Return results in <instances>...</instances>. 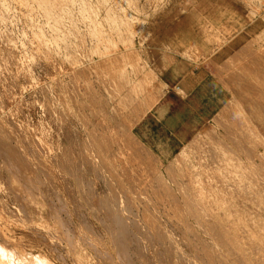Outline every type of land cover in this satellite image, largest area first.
<instances>
[{
  "label": "rangeland",
  "instance_id": "374dc122",
  "mask_svg": "<svg viewBox=\"0 0 264 264\" xmlns=\"http://www.w3.org/2000/svg\"><path fill=\"white\" fill-rule=\"evenodd\" d=\"M258 51L264 0H0V264H264ZM164 52L228 95L176 147L145 144L161 126H139L163 94L150 61Z\"/></svg>",
  "mask_w": 264,
  "mask_h": 264
},
{
  "label": "crops",
  "instance_id": "0c3cea01",
  "mask_svg": "<svg viewBox=\"0 0 264 264\" xmlns=\"http://www.w3.org/2000/svg\"><path fill=\"white\" fill-rule=\"evenodd\" d=\"M182 58L164 52L150 61L158 78L156 84L162 87L163 94L139 124L141 131L147 124L161 126L155 135L141 132L147 145L180 146L194 137L197 129L227 102V91L211 70ZM154 137L173 141L159 143ZM175 151L173 148L171 153Z\"/></svg>",
  "mask_w": 264,
  "mask_h": 264
},
{
  "label": "bare ground",
  "instance_id": "6f19581e",
  "mask_svg": "<svg viewBox=\"0 0 264 264\" xmlns=\"http://www.w3.org/2000/svg\"><path fill=\"white\" fill-rule=\"evenodd\" d=\"M260 50H263V49L260 48ZM258 52H261V51H258ZM262 52H263V51H262ZM262 52H261V54L264 53V52H263V53H262ZM129 53H130V52H129ZM129 53H128V54H129ZM133 53H135V52L133 51ZM128 54H127V55H128ZM257 54H258V53H257ZM257 54H256V55H257ZM130 55L132 56V54H130ZM135 55H136V54H135ZM253 55H255V54H253ZM131 56H128V57H131ZM133 56H134V55H133ZM133 56H132V57H133ZM262 56H264V55H262ZM134 57H135V56H134ZM252 57H253V56H252ZM254 57H255V56H254ZM256 57H257V56H256ZM258 57H259V56H258ZM246 58H247V57H246ZM263 58H264V57H263ZM249 59H251V57H250ZM259 59H260V58H259ZM251 60H252V59H251ZM263 60H264V59H263ZM246 61H247V59H246ZM258 61H259V60H258ZM261 62H262V60H261ZM241 63H243V61H241ZM241 63H240V64H241ZM244 63H245V61H244ZM251 63H252V62H251ZM240 64H239V65H240ZM252 64H254V63H252ZM260 64L262 65V63H260ZM263 64H264V63H263ZM239 65H237V68H238V69H240V68L238 67ZM242 65H243V64H242ZM242 65H240V66H242ZM255 65H257V63H256ZM243 66H244V65H243ZM253 66H254V65H253ZM249 67H250V66H249ZM247 68H248V67H247ZM248 69H249V68H248ZM248 69H247V70H248ZM252 70H253V69H252ZM250 71H251V69H250ZM226 73H227V72H226ZM256 73H257V72H256ZM236 74H237V73H236ZM256 75H257V74H256ZM258 75H259V74H258ZM249 81H251V80H249ZM245 82H246V81H245ZM140 84H141V83H140ZM143 84H144V83H143ZM144 85H145V84H144ZM245 85H246V84H245ZM146 87H147V86H146ZM234 87H235V85H234ZM133 88H134V90L136 89L135 86H134ZM245 88H246V87H245ZM246 89H247V88H246ZM249 89H250V88H249ZM134 90H132V91H134ZM136 90H137V89H136ZM140 90H141V89H140ZM144 90H145V89H144ZM259 90H260V89H259ZM132 91H131V92H132ZM135 92H136V91H135ZM252 92H253V91H252ZM138 93H139V92H138ZM138 93L136 92L135 94H138ZM250 93H251V91H250ZM132 94H134V92H133ZM149 94H150V93H149ZM254 95H256V93H254ZM134 96H135V95H134ZM137 96H138V95H137ZM256 96H257V95H256ZM135 97H136V96H135ZM135 97H134V100H133L134 102H135V100L137 101V99H135ZM148 97H149V96H148ZM154 97H156V96H154ZM254 97H255V96H254ZM123 98H124V97H123ZM128 98H129V97H128ZM247 98H249V96H248V97L246 96V99H247ZM126 99H127V98H126ZM129 99H130V98H129ZM129 99H128V100H129ZM153 99H156V98H153ZM153 99H150V100H153ZM249 99H250V98H249ZM250 100H251V99H250ZM124 101H125V100H124ZM130 101H131V100H130ZM155 101H157V99H156ZM247 101H248V100H247ZM241 102H242V101H241ZM256 102H257V101H256ZM125 103H126V102H125ZM150 103H151V102H150ZM150 103H149V105H150ZM260 103H261V102H260ZM260 103H258V104H260ZM263 103H264V102H262L261 105H262ZM132 104H133V103H132ZM152 105H153V104H152ZM132 106H134V105H132ZM249 106L251 107V105H249ZM150 107H151V106H150ZM263 107H264V106H263ZM251 108H252V107H251ZM254 108H255V106H254ZM255 109H256V108H255ZM261 109H262V107H261ZM242 110H243V109H242ZM262 110H264V109H262ZM240 112H241V111H240ZM243 112H244V111H243ZM257 112H258V111H257ZM263 113H264V112H263ZM242 114H243V113H242ZM259 115L261 116V114H259ZM259 115H257V116H259ZM242 117H243V116H242ZM242 117H241V118H242ZM245 117H246V115H245ZM245 117H244V119H245ZM137 118H138V117H137ZM246 118H247V117H246ZM238 119H239V118H238ZM240 121H241V120H240ZM247 121H248V120H247ZM249 121H250V120H249ZM251 121H252V120H251ZM237 122H238V121H237ZM242 122H243V120H242ZM244 122H245V121H244ZM245 123H246V122H245ZM243 124H244V123H243ZM243 124H242V125H243ZM249 124H251V123H249ZM249 124H248V125H249ZM244 126H246V125H244ZM251 126H252V125H251ZM240 127H242V126H240ZM253 127H255V126H253ZM253 127H252V128H253ZM256 127H257V126H256ZM245 129H246V128H245ZM249 129H251V128H249ZM254 129H256V128H254ZM230 132H231V131H230ZM250 132L252 133L251 130H250ZM244 133H245V132H244ZM251 133H250L249 135H251ZM258 133H259V132H257V134H258ZM211 134H212V133H211ZM252 134H253V133H252ZM206 136H207V135H206ZM209 136H210V135H209ZM209 136H208V137H209ZM246 136H247V135H246ZM210 137H211V136H210ZM231 137H232V136H231ZM131 138H132V137H131ZM200 138H201V137H200ZM206 138H207V137H206ZM132 140H133V139H132ZM203 140H204V139H203ZM132 142H133V141H132ZM137 142H138V141H137ZM213 142H214V141H213ZM217 142H218V141H217ZM217 142H216V143H217ZM204 143H205V141H204ZM204 143H202V141H201V145L204 144ZM214 143H215V142H214ZM131 144H132V143H131ZM218 144H219V143H218ZM223 144H224V143H223ZM194 145H195V143H194ZM194 145H192V147H193ZM196 145H198V143H196ZM214 145H215V144H214ZM204 146H205V145H204ZM194 147H195V146H194ZM201 147H202V146H201ZM201 147H200V148H201ZM131 148H133V147H131ZM203 148H204V147H203ZM198 149H199V148H198ZM198 149L195 150V152L199 151ZM204 149H205V148H204ZM225 149H226V148H225ZM201 150H202V149H201ZM205 150H207V149H205ZM239 150H240V148H239ZM231 151H232V150H231ZM241 151H242V150H241ZM244 151H245V150H244ZM205 152H206V151H205ZM221 152H222V151H221ZM249 152H250V151H249ZM136 153H137V151H136ZM198 153H199V152H198ZM198 153H197V154H198ZM229 153H231V152H229ZM232 153H233V155L235 154L234 152H232ZM239 153H240V152H239ZM247 153H248V152H247ZM137 154H138V153H137ZM137 154H136V156H138ZM199 154H200V153H199ZM204 154H208V157H209V153H204ZM216 154H217V153H216ZM251 154H252V153H251ZM133 155H135V154H133ZM200 155H201V154H200ZM200 155H199V156H200ZM219 155H220V154H219ZM222 155H223V154H222ZM193 156H194V155H193ZM199 156L197 155L196 157H199ZM201 156H202V155H201ZM201 156H200L199 158H200V159H203L204 157L202 158ZM211 156H212V155H211ZM216 156H217V155H216ZM256 156H257L256 158H257V160L259 161V163H257V162L255 161V158H253L252 161H251L252 164H249V165H250V167L253 165V166H255L256 168L259 169L261 165L264 166V159H263V156H262L261 154H257ZM140 157H141V156H140ZM176 157L179 158L178 155H177ZM196 157H195V158H196ZM206 157H207V156H205L204 159H206ZM230 157H231V155H230ZM233 157H234V156H233ZM254 157H255V155H254ZM137 158H138V157H137ZM142 158H143V157H142ZM214 158H215V160L217 161L216 157H213V160H214ZM219 158H222V156L219 157ZM134 159H135V158H134ZM140 159H141V158H140ZM175 159H176V158H175ZM180 159H181V156H180ZM200 159H197L198 161H197L196 159H194V160L197 161L198 163H201V162H199ZM238 159H239V157H238ZM143 160H144V159H143ZM147 160H148V159H147ZM178 160H179V159H178ZM178 160H177V161H178ZM208 160H212L211 157H210V159H208ZM213 160H212V163H213ZM215 160H214V161H215ZM220 161H221V160H220ZM241 161H242V160H241ZM246 161H247V160H246ZM143 162H144V161H143ZM149 162H150V161H149ZM179 162H180V161H179ZM209 162H210V161H209ZM145 163H146V161H145ZM205 163H206V162H205ZM205 163H204V164H205ZM217 163H219V162L217 161ZM248 163H249V162H248ZM146 164H148V163H146ZM150 164H151V163H150ZM170 164H171V163H170ZM214 164H215V162H214ZM141 165H142V163H141ZM168 165H169V164H168ZM221 165H222V164H221ZM223 165H224V164H223ZM240 165H242V163H241ZM144 166H145V165H144ZM149 166H150V165H149ZM177 166H179V165H177ZM217 166H218V165H217ZM245 166H246V165H244V168H245ZM253 166H252V167H253ZM142 167H143V166H142ZM181 167H182V166H181ZM183 167H184V166H183ZM186 167H187V166H186ZM191 167H193V166H191ZM221 167H222V166H221ZM228 167H229V166H228ZM238 167H239V166H238ZM146 168H148L147 165H146ZM169 168H170V167H169ZM189 168H190V167H189ZM193 168H194V167H193ZM193 168H191V169H193ZM208 168H209V167H208ZM208 168H207V169H208ZM219 168H220V167H219ZM244 168L241 167L240 169L242 170V169H244ZM246 168H248V167L246 166ZM253 168H254V167H253ZM253 168H252V169H253ZM170 169H171V168H170ZM172 169H173V166H172ZM172 169H171V170H172ZM185 169L189 170L188 167L185 168ZM195 169H196V168H195ZM202 169H204V166H203ZM205 169H206V168H205ZM211 169H212V168H211ZM223 169H225V168H223ZM258 169H257V171H258ZM227 170H229V169H227ZM230 170H231V169H230ZM230 170H229V171H230ZM247 170H249V169H247ZM173 171H174V170H173ZM231 171H232V170H231ZM236 171H237V170H236ZM253 171H254V169H253ZM180 172H181V171H180ZM189 172H190V171H189ZM192 172H193V171H192ZM202 172H203V171H202ZM202 172H201V173H202ZM210 172H211V171H210ZM250 172H251V171H250ZM254 172H255V171H254ZM186 173H187V172H186ZM203 173H204V172H203ZM235 173H237V172H235ZM252 173H253V172H252ZM173 174H174V173H173ZM181 174H183V173H181ZM187 174H188V173H187ZM210 174H211V173H209L208 175L210 176ZM229 174L232 175V173H229ZM237 174H238V173H237ZM250 174H251V173H250ZM254 174H255V173H254ZM258 174H259V173H258ZM235 175H236V174H235ZM244 175H245V174H244ZM251 175H252V174H251ZM251 175H250V176H251ZM179 176H181V175H179ZM190 176H191V178H190ZM190 176H189V178H190L189 180L193 179V178H194L193 176H197V175H196V174H193V175H192V173H190ZM212 176H213V175H212ZM212 176H211V177H212ZM256 176H257V175H256ZM187 177H188V176H187ZM207 177H208V176H207ZM213 177H214V176H213ZM233 177H234V176H233ZM239 177H240V174H239ZM246 177H247V176H246ZM195 178H197V177H195ZM199 178H200V177H199ZM199 178H197V179H199ZM197 179H195V180H197ZM203 179H204V178H203ZM230 179H231V178H230ZM235 179H236V178H235ZM235 179H234V180H235ZM259 179H260V178H259ZM205 180H206V179H205ZM242 180H243V179H242ZM187 181H188V180H187ZM193 181H194V179H193ZM191 182H192V181H191ZM198 182H200V181H198ZM203 182H204V181H203ZM189 183H190V182H189ZM189 183H188V185H189ZM200 183H202V182H200ZM190 184H191V183H190ZM193 184H194V182H193ZM193 184H192V185H193ZM205 184H206V182H205ZM205 184H204V185H205ZM208 184H209V183H208ZM219 184H222V185H220V187L217 185V187L220 188V190H221V187H223L224 185H223V183H220V182H219ZM253 184H254V183H253ZM192 185H191V186H192ZM245 185H246V183H245ZM189 186H190V185H189ZM207 187H208V186H207ZM207 187H206V189H207ZM209 187H210V186H209ZM209 187H208V189H209ZM214 187H215V186H214ZM217 187H216V188H217ZM233 187H234V186H233ZM201 188H203V185H202ZM204 188H205V187H204ZM245 188H246V187H245ZM245 188H244V189H245ZM206 189H202V191H204V190H206ZM208 189H207V191H208ZM246 189H247V188H246ZM187 190L190 191V190H192V188H191V189H187ZM216 190H217V189H216ZM200 191H201V190H200ZM200 191H199V193H200ZM209 191H210V189H209ZM209 191H208V192H209ZM212 191H213V190H212ZM218 191H219V190H218ZM218 191H217V192H218ZM236 191H237V190H236ZM191 192H192V191H191ZM191 192H190V195H187V196H190V197H189L190 199L192 198V197H191V196H192L191 194H193V193H191ZM193 192H195V191H193ZM204 192H205V191H204ZM204 192H203V194H204ZM217 192H216V193H217ZM205 193L207 194V192H205ZM219 193H220V191H219ZM188 194H189V193H188ZM203 194H202V195H203ZM217 194H218V193H217ZM217 194H216V196H217ZM193 195H194V194H193ZM210 195H212V193H211ZM210 195H209V196H210ZM199 196H201V195H199ZM204 196H205V195H204ZM213 196H215V194H214ZM194 197H195V195H194ZM117 198H118V197H117ZM117 198H116V199H117ZM197 198H198V197H197ZM197 198H193V199H197ZM202 198H203V197H202ZM204 198H206V197H204ZM207 198H209V197H207ZM207 198L205 199V202H206ZM114 199H115V197H114ZM116 199H115V200H116ZM186 199H187V198H186ZM198 199L201 200L200 198H198ZM198 199H197V200H198ZM197 200H196V201H197ZM186 201H187V200H186ZM209 201H210V200H209ZM187 202H188V201H187ZM203 202H204V201H203ZM232 202H233V201H232ZM191 203H192V202H191ZM191 203H190V204H191ZM198 203H199V202H198ZM208 203H209V202H208ZM187 205H188V204H187ZM223 205H224V204H223ZM219 206H220V205H219ZM219 206H218V207H219ZM194 207H195V206H194ZM209 207H210V206H209ZM209 207H208V208H209ZM214 207H215V206H214ZM205 208H206V207L202 208V210L204 209L205 211H207L208 208H207V209H205ZM212 208H213V207H212ZM236 208H237V207H236ZM193 209H194V208H193ZM195 209L200 210L201 208L195 207ZM198 210H197V211H198ZM202 210H201V211H202ZM209 210L211 211L212 209H209ZM209 210H208V211H209ZM195 211H196V210H194V212H195ZM215 211H217V210H215ZM198 212H199V211H198ZM202 212H203V211H202ZM212 212H213V211H212ZM220 212H221V211H220ZM196 213H197V212H196ZM205 213H207V212H205ZM210 213H211V212H210ZM215 213H216V212H215ZM199 214H200V213H199ZM203 214H204V213H203ZM208 214H209V213H208ZM208 214H207V215H208ZM216 214H217V213H216ZM196 215L198 216V214H196ZM196 215H195V217H196ZM203 216H204V215H203ZM199 217H200V216H199ZM220 217H221V216H220ZM220 217H219V218H220ZM196 218H197V217H196ZM202 218H203V217H202ZM202 218H201V219H202ZM199 219H200V218H198V220H199ZM115 220H116V219H115ZM202 220H203V221H206V219H202ZM200 221H201V220H200ZM203 221H202V222H203ZM184 222H185V221H184ZM234 223H235V222H234ZM201 224H202V223H201ZM122 225H124V224H122ZM208 225H209V224H208ZM210 225H212V224H210ZM202 226H203V225H202ZM242 229H243V228H242ZM244 230H246V229H244ZM238 231H239V233H241L240 230H238ZM249 231H250V230H249ZM249 231H248V233H249ZM243 234H244V233H243ZM236 235H237V233H235L234 236H236ZM239 235H240V234H239ZM252 235H254V234L252 233ZM244 236H245V235H244ZM246 236H247V235H246ZM254 236H255V235H254ZM254 236H253V237H254ZM238 237H239V236H238ZM238 237H237V238H238ZM240 237H241V236H240ZM242 237H243V236H242ZM250 237H251V236H250ZM232 238H233V237H232ZM213 239H214V238H213ZM233 239H234V238H233ZM247 239H248V238H247ZM249 239H250V238H249ZM249 239H248V240H249ZM229 240H230V239H229ZM235 240H237V239H234L233 242H235ZM250 240H251V239H250ZM225 241H226V240H225ZM227 241H228V240H227ZM253 241H254V240H253ZM230 242H231V240H230ZM243 242H244V241H243ZM243 242H242V244H243ZM246 242H247V241H246ZM2 243H3V242H2ZM9 243H10V242H9ZM252 243H253V242H252ZM223 244H224V242H223ZM227 244H228V243H227ZM248 244H250V243H248ZM218 245H219V244H218ZM224 246H225V244H224ZM235 246H236V245H235ZM238 246H239V245H237L236 247H238ZM243 246H244V245H243ZM211 247H213V246H211ZM236 247H235V248L232 247V250H233L232 254H233V253L235 254L236 251H240V250H238V248H236ZM250 247H251V246H250ZM253 247H254V245H253ZM255 247H256V246H255ZM206 248H207V247H206ZM251 248H252V247H251ZM251 248L247 249V251L250 250ZM211 249H212V248H211ZM224 249H225V248H224ZM226 249H227V248H226ZM226 249H225V250H226ZM234 249H235V251H234ZM236 249H237V250H236ZM243 249H244V248H243ZM253 249H254V248H253ZM230 250H231V249H230ZM255 250H256V249H255ZM216 251H217V250H215V252H216ZM251 251H253V250H251ZM208 252H209V251H208ZM217 252H218V251H217ZM227 252H228V253H227L228 255H232V254H229V251H228V250H227ZM230 253H231V251H230ZM247 253H248V252H247ZM249 253H250V252H249ZM251 253H252V252H251ZM209 254H210V253H209ZM218 254H219V252H218ZM223 254H224V253H223ZM223 254H220V255H218V256H222ZM227 254H225V255H227ZM236 254H237V252H236ZM236 254H235V255H236ZM254 254H256V252H255ZM212 255H213V254H212ZM241 255H242V253H241ZM243 256H244V255H243ZM243 256L241 257V256L239 255V257H241V259L246 260V256H245V257H243ZM223 257H224V255H223ZM229 257H230V256H229ZM237 257H238V255H237ZM221 258H222V257H221ZM221 258H219V259H221ZM226 258H227V257H226ZM211 259H213V258H211ZM235 259H236V258H235ZM237 259L239 260V258H237ZM241 259H240V260H241ZM222 260H223V259H222ZM225 260H226V259H225ZM254 260H255V259H254ZM203 262H204V261H203ZM206 262H207V261H206ZM212 262H213V261H212ZM212 262H211V263H212ZM214 262H215V261H214ZM220 262H221V261H220ZM220 262H219V263H220ZM246 262H247V261H246ZM243 263H244V261H243ZM222 264H223V263H222Z\"/></svg>",
  "mask_w": 264,
  "mask_h": 264
}]
</instances>
